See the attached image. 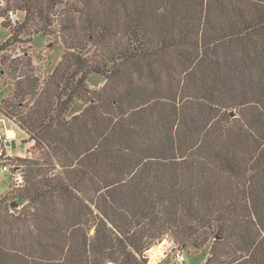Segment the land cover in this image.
I'll return each instance as SVG.
<instances>
[{"label": "trees", "instance_id": "trees-1", "mask_svg": "<svg viewBox=\"0 0 264 264\" xmlns=\"http://www.w3.org/2000/svg\"><path fill=\"white\" fill-rule=\"evenodd\" d=\"M6 1L24 16L0 51L41 33L64 52L43 81L9 58L0 113L35 144L0 264H149L165 238L264 264V0Z\"/></svg>", "mask_w": 264, "mask_h": 264}, {"label": "rangeland", "instance_id": "rangeland-1", "mask_svg": "<svg viewBox=\"0 0 264 264\" xmlns=\"http://www.w3.org/2000/svg\"><path fill=\"white\" fill-rule=\"evenodd\" d=\"M7 6V1H3V7H0V48H2L3 44L8 41L12 35V30L16 28V25L12 24V22L6 18L5 8ZM17 12L19 17V24L24 16V13L12 9ZM31 38V39H30ZM64 52V46L60 39H56L54 36H45L41 33H33L29 36H22V41L15 43L14 45L4 48L0 51V69L4 70L0 76V89L4 94V98H12L15 92V81L16 76L21 74L22 72L19 70L15 72L9 67V58H19L26 57L29 58L33 64V72L43 81L44 78H47L55 65L61 59V56ZM7 58L8 61L3 63L4 58ZM104 83V78L97 74H92L89 78V85L91 88L98 89ZM83 108L82 102H76L74 105L72 112H79ZM0 134H4L9 137L13 142L12 147L6 150L7 156L11 157L10 160H5L0 158L1 162H8L7 164L10 166V171H0V201L2 197L9 193L10 187L17 186L21 183L16 180V176L18 174H22V167L15 168V164H18L19 161L14 160V158H24L28 156V149H30L35 141H29V136L27 133L22 131L19 126L12 120L8 119L6 116L0 113ZM0 157H1V147H0ZM8 202L11 199H7ZM10 207L13 209L14 206H17L16 201H12L10 203ZM14 210V209H13ZM159 247L160 251H155L154 257H152V251ZM166 248L168 251L165 254L163 249ZM183 252L185 256V264H202L205 261V258L209 251V245L196 250L195 248L184 249L179 246L174 240H170V238H165L163 241L154 245L147 251V255L149 257V264H179L176 261L175 254L177 252Z\"/></svg>", "mask_w": 264, "mask_h": 264}, {"label": "built area", "instance_id": "built-area-1", "mask_svg": "<svg viewBox=\"0 0 264 264\" xmlns=\"http://www.w3.org/2000/svg\"><path fill=\"white\" fill-rule=\"evenodd\" d=\"M3 1L4 0H0V7H3ZM6 18L9 19L12 24L16 25L19 21V17L17 15V12H15V10L13 11L12 9H8L6 11ZM13 142L9 137H7L6 135H2L1 137V143H2V150H7L9 149L10 147H12L13 145ZM0 171H5V172H9L10 171V166L7 164V163H0ZM16 180L19 181V183H23L24 181V178H23V175L22 174H18L16 176ZM167 249L164 248L163 249V252L166 254L167 253ZM175 257H176V261L179 263V264H185V256H184V253L183 252H177L175 254Z\"/></svg>", "mask_w": 264, "mask_h": 264}, {"label": "bare ground", "instance_id": "bare-ground-1", "mask_svg": "<svg viewBox=\"0 0 264 264\" xmlns=\"http://www.w3.org/2000/svg\"><path fill=\"white\" fill-rule=\"evenodd\" d=\"M155 251H160V250H159V247H157V249H154V250L152 251V257L155 256V255H154V254H155V253H154Z\"/></svg>", "mask_w": 264, "mask_h": 264}]
</instances>
